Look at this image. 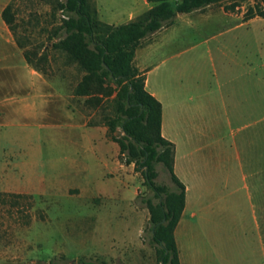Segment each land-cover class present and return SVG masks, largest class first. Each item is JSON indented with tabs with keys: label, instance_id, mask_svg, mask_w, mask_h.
I'll return each instance as SVG.
<instances>
[{
	"label": "rangeland",
	"instance_id": "1",
	"mask_svg": "<svg viewBox=\"0 0 264 264\" xmlns=\"http://www.w3.org/2000/svg\"><path fill=\"white\" fill-rule=\"evenodd\" d=\"M60 1L0 0V47L5 55L19 53V60L0 61V193L24 195L0 204V264H159L148 210L136 199L150 194L141 172L128 169L122 196L113 198L99 162L112 151L106 126L114 116L112 99L75 94L84 72L53 48L64 19ZM87 2L101 22L125 23L130 12L145 9L144 0ZM8 3L14 33L1 17ZM232 3L238 5L225 8L228 16L210 9L179 13L172 27L139 49L152 79L174 67L176 86L211 91V103H196L192 111L209 123L213 153L216 139L227 151L226 169L212 166L214 153L204 181L187 195L196 235L188 226L177 233L183 264L189 253L196 254L194 264H264V18L244 17L253 0L218 4ZM165 39L175 56L167 53L162 62ZM226 88H238V102L236 93L234 104H220ZM156 171V183L171 187L161 163Z\"/></svg>",
	"mask_w": 264,
	"mask_h": 264
},
{
	"label": "trees",
	"instance_id": "2",
	"mask_svg": "<svg viewBox=\"0 0 264 264\" xmlns=\"http://www.w3.org/2000/svg\"><path fill=\"white\" fill-rule=\"evenodd\" d=\"M146 1L152 4L149 9L119 25L99 21L96 10L87 0L58 2L67 18L62 21L53 48L65 52L68 60L84 72L75 94L88 98L99 94L111 97L114 116L106 122L109 136L118 146L120 160L134 164L150 192L136 197L148 210L150 243L156 247L159 264H180L174 229L185 206V186L173 170L174 144L161 134V103L145 89V77L135 65V50L144 39L172 25L177 14L223 0ZM11 7V3L4 6L1 17L14 33ZM253 16L264 18V0H253V5L244 13L245 18ZM23 56L29 65L39 70L28 50H23ZM157 163L167 170L171 187L156 183ZM23 196L0 193V204L6 203L7 197Z\"/></svg>",
	"mask_w": 264,
	"mask_h": 264
},
{
	"label": "crops",
	"instance_id": "3",
	"mask_svg": "<svg viewBox=\"0 0 264 264\" xmlns=\"http://www.w3.org/2000/svg\"><path fill=\"white\" fill-rule=\"evenodd\" d=\"M222 2V1H221ZM220 3V2H219ZM148 2L144 0L145 10L148 9ZM226 5L213 3L207 5L202 9H198L201 11L210 9L211 11L214 10L216 13L228 16L232 15L231 12L225 10ZM4 8V6L1 8ZM150 8V7H149ZM142 11V12H144ZM98 12V10H97ZM140 12L139 14H141ZM192 12V11H191ZM99 14V13H98ZM139 14L130 12L126 21L132 20ZM110 25H119L122 23H118V21H103ZM173 25V24H172ZM172 25L162 28L152 34V38L155 37L159 33L169 29ZM0 31L3 33V28L0 27ZM152 38H148L147 40H143L140 45L135 50V65L137 66L138 70L144 75L145 77V89L151 93L160 103L162 108V116H161V134L164 138L171 141L174 144V161H173V170L177 178L183 183L185 186V206L181 217L174 229V237L178 248V255L180 264H183V255L180 251L179 243L177 240V233L181 231L183 233L185 228H187L188 233L191 231L192 221L196 217V211L191 206L188 207L187 195L191 191V189L196 186V183H202L204 178L202 177V173L207 170L210 165H212V158L215 153L216 161L214 163V168L220 172L222 168L226 169L224 163L227 161V151L226 149H222L221 143L218 139L215 141L214 149H216L213 153L212 149V142L210 140V127L209 123L206 122L205 118L195 116V112L192 111L193 108L200 105L202 108H205L207 104L211 103V91L207 90L202 94H193L189 87H179L176 86V81L180 78L177 74L174 67L172 70H163L162 72L156 73L155 79H152L148 76V66L146 61L142 58V54L139 53V49L141 46L146 43L147 41L151 40ZM169 40L165 39L163 46L167 49L164 52H161V56H163L162 62L165 60L164 58L167 53H171V57L175 56L174 49L167 48V44ZM3 44V38L0 40V46ZM164 48V49H165ZM161 51L157 49V54L159 55ZM19 53L13 55H5L2 47H0V61L4 60H19ZM166 71V72H165ZM235 100L237 101L238 98V88L220 91L219 102L222 105L229 106L230 103H233V94H236ZM238 102V101H237ZM167 110V113H166ZM170 110V119L169 113ZM79 126V125H77ZM209 127V128H208ZM91 129H87L85 131H89ZM103 143L107 144L108 141L103 136ZM112 146V151L110 155H102L99 158L100 165L103 166L107 175L111 179L112 189L111 195L113 198H118L123 193L125 188L126 179H128V169H132L133 163L128 165H124L120 163L117 159V155H119V150L117 144L112 140L110 142ZM219 148V149H217ZM239 157V154H238ZM127 169V171H126ZM226 177V174H225ZM122 192V193H121ZM122 196V195H121ZM119 218L118 215L114 217V219ZM182 225L186 226L181 229ZM127 225L120 224L119 227H125ZM141 225H138V233H140ZM184 230V231H183ZM139 235V234H138ZM189 235H196L195 232H190ZM196 260V254L189 253V264H194Z\"/></svg>",
	"mask_w": 264,
	"mask_h": 264
},
{
	"label": "built area",
	"instance_id": "4",
	"mask_svg": "<svg viewBox=\"0 0 264 264\" xmlns=\"http://www.w3.org/2000/svg\"><path fill=\"white\" fill-rule=\"evenodd\" d=\"M62 16H63L64 18H67V16H66L64 13H62Z\"/></svg>",
	"mask_w": 264,
	"mask_h": 264
}]
</instances>
